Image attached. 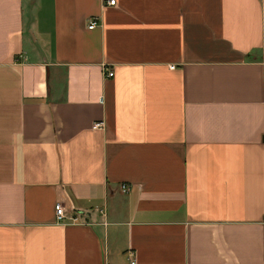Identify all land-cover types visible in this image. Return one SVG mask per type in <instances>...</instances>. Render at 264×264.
Returning a JSON list of instances; mask_svg holds the SVG:
<instances>
[{"label": "crops", "instance_id": "crops-1", "mask_svg": "<svg viewBox=\"0 0 264 264\" xmlns=\"http://www.w3.org/2000/svg\"><path fill=\"white\" fill-rule=\"evenodd\" d=\"M109 1L0 0V264H264V0Z\"/></svg>", "mask_w": 264, "mask_h": 264}, {"label": "built area", "instance_id": "built-area-1", "mask_svg": "<svg viewBox=\"0 0 264 264\" xmlns=\"http://www.w3.org/2000/svg\"><path fill=\"white\" fill-rule=\"evenodd\" d=\"M108 5H114V1L113 0L109 1ZM96 25H97L96 19L92 18L89 21L88 29H93L96 27ZM105 76L107 78H111L113 76V72L105 70ZM103 128H104V123L102 121L94 123L92 126V129L94 130H102ZM121 192L126 194L128 192V187L126 185H121ZM100 213L104 214V209L100 210ZM55 216H56V223L60 225L81 223L80 221L81 217L79 214L73 213L71 215H67L60 203L56 204ZM131 264H133V261L131 262Z\"/></svg>", "mask_w": 264, "mask_h": 264}]
</instances>
